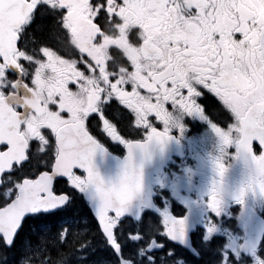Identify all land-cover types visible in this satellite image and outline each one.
Listing matches in <instances>:
<instances>
[{
	"label": "snow or ice",
	"instance_id": "obj_1",
	"mask_svg": "<svg viewBox=\"0 0 264 264\" xmlns=\"http://www.w3.org/2000/svg\"><path fill=\"white\" fill-rule=\"evenodd\" d=\"M188 118L264 193V0H0V264H166L186 221L150 234L143 164ZM105 144L127 149L114 181Z\"/></svg>",
	"mask_w": 264,
	"mask_h": 264
},
{
	"label": "flooded vegetation",
	"instance_id": "obj_2",
	"mask_svg": "<svg viewBox=\"0 0 264 264\" xmlns=\"http://www.w3.org/2000/svg\"><path fill=\"white\" fill-rule=\"evenodd\" d=\"M184 125L183 132L174 131L171 139L158 144L166 164L159 183L154 186L153 205L143 206L141 213L148 214L151 235L159 231L165 210L173 217L185 219L186 231L176 240L161 235L160 242L165 247L154 251L161 258L167 252L172 253L166 258V264H222V261L223 264H246L256 259L264 246L263 237L258 250L252 251L246 235L250 216L258 215L264 220V193L258 187H249L253 171L251 157L238 152L234 146L225 149L207 122L188 118ZM103 148L93 157V164L106 181H114L120 174L127 149L123 144H105ZM221 157L226 169L223 177L215 168ZM147 167L144 161L143 169ZM214 186L220 187L219 215L208 207ZM90 195L83 197L86 204ZM210 216L215 231L208 235L206 225Z\"/></svg>",
	"mask_w": 264,
	"mask_h": 264
},
{
	"label": "water",
	"instance_id": "obj_3",
	"mask_svg": "<svg viewBox=\"0 0 264 264\" xmlns=\"http://www.w3.org/2000/svg\"><path fill=\"white\" fill-rule=\"evenodd\" d=\"M155 149H157L156 148V145L151 149V156L152 157L158 156L160 154L159 152H154ZM151 162H153L152 163L153 166L151 168H149V169H145L144 170L145 174L151 172V174L157 173L159 175L161 173V171H162V162L159 161V160H155V159H152ZM117 165H120V164H117ZM155 182H156V179L151 178V180L149 182H146L145 187L147 186L148 187V190H150L152 192V190H153V184ZM248 234H249L252 242H254L257 245L258 244L257 243L258 241H255L256 240V229H255V226H254L253 223H250L249 224Z\"/></svg>",
	"mask_w": 264,
	"mask_h": 264
}]
</instances>
